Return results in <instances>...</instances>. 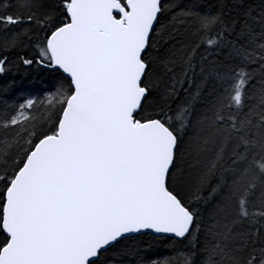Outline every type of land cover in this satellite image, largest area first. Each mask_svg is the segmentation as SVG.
<instances>
[{
  "label": "snow or ice",
  "instance_id": "1",
  "mask_svg": "<svg viewBox=\"0 0 264 264\" xmlns=\"http://www.w3.org/2000/svg\"><path fill=\"white\" fill-rule=\"evenodd\" d=\"M0 264H264V0H0Z\"/></svg>",
  "mask_w": 264,
  "mask_h": 264
},
{
  "label": "trees",
  "instance_id": "2",
  "mask_svg": "<svg viewBox=\"0 0 264 264\" xmlns=\"http://www.w3.org/2000/svg\"><path fill=\"white\" fill-rule=\"evenodd\" d=\"M180 2V0H177ZM250 2L255 6L259 3V0H250ZM37 88L43 86L40 82H33ZM144 251L152 258L155 259H164L169 256L175 255L172 249V245L165 243L163 239L160 240H152L151 238H147V244L144 247Z\"/></svg>",
  "mask_w": 264,
  "mask_h": 264
}]
</instances>
